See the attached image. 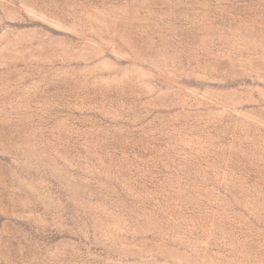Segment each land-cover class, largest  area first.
<instances>
[{
	"label": "rangeland",
	"instance_id": "obj_1",
	"mask_svg": "<svg viewBox=\"0 0 264 264\" xmlns=\"http://www.w3.org/2000/svg\"><path fill=\"white\" fill-rule=\"evenodd\" d=\"M0 264H264V0H0Z\"/></svg>",
	"mask_w": 264,
	"mask_h": 264
}]
</instances>
